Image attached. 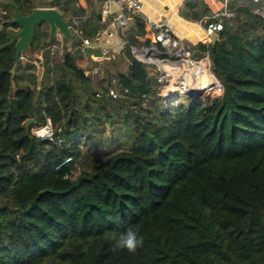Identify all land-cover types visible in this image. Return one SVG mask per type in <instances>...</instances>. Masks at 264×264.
Listing matches in <instances>:
<instances>
[{
	"label": "trees",
	"instance_id": "1",
	"mask_svg": "<svg viewBox=\"0 0 264 264\" xmlns=\"http://www.w3.org/2000/svg\"><path fill=\"white\" fill-rule=\"evenodd\" d=\"M3 1L0 264H264V14L256 11L264 1L228 0L235 16L222 17L216 40L184 41L193 59L208 56L223 89L206 103L187 97L177 104L162 94L165 71L132 52L151 43L141 13L113 27L127 62L115 84L103 62L78 65L75 35L61 61L44 52L38 87L20 84L17 78L35 65L18 64L11 75L15 50L3 45L19 25L8 21L12 12ZM13 1L23 13L44 2ZM86 2L89 13L79 0L47 4L62 11L71 29L72 16L87 14L78 26L93 38L113 17L101 22L99 2ZM178 14L199 22L213 10L205 0H184ZM47 37V25H38L31 50L45 48ZM86 53L101 50L89 46ZM94 66L98 73H84ZM109 86L126 88V96H107ZM29 118L34 122L25 127ZM47 119L61 143L32 134ZM105 123L122 129L130 147L107 151L75 174L82 134ZM129 228L144 237L134 253L117 247Z\"/></svg>",
	"mask_w": 264,
	"mask_h": 264
},
{
	"label": "built area",
	"instance_id": "2",
	"mask_svg": "<svg viewBox=\"0 0 264 264\" xmlns=\"http://www.w3.org/2000/svg\"><path fill=\"white\" fill-rule=\"evenodd\" d=\"M101 1V11H100V19L101 21H105V19L109 16L110 11V3L114 2L118 8L119 12L115 19L111 22V27H120L123 25H126L128 21L131 18L132 14H143V0H100ZM254 2H260L264 0H253ZM228 0H222V6L220 9L213 12L210 16H203L200 21L198 22L201 24L204 38L203 42L210 43L212 42V36L215 35L218 37L219 32L222 29V17H228L233 18L235 16V12L233 10H230L227 6ZM261 9H264V6H262L260 9H256V11H260ZM2 13H6L5 10L2 11ZM73 22H76L73 18ZM144 22H145V29L146 34L145 36L151 40L150 45L144 46L141 48L133 47L132 51L134 49V55L139 57L138 59L146 60L144 58H141L138 55V52H142L144 55H152L155 57V60H157V57L161 54H166L167 56H170V59H177L179 56L183 55L182 59L187 60L188 65L190 67H194L198 64H200L202 61H205L206 63V69L208 73L212 74L210 72L209 68V59L208 56H205L203 59L195 60L193 59L189 52L185 51L184 44L182 40L176 36L170 25L169 21L167 19H157L155 17L144 15ZM71 26V25H70ZM72 31L74 34H76L80 38V43L75 47V49H78L81 51V53L85 52L86 48L89 46H94L97 42H99V38L96 37L94 40L89 39L88 37H84L81 35V30L75 27ZM109 36H111L113 33L111 31L105 32ZM161 45L165 48L164 51H161L158 49V46ZM65 41L60 33L57 32L55 37L50 41V43L46 46V49L49 51L50 55H58L59 57H62L65 51ZM178 48L177 51V58L174 55H170L172 53V50ZM105 53L106 50L103 49V52L101 55H90L89 58L92 61L96 62H102L105 59ZM26 57L23 55H20V61L24 60ZM40 58H37V60ZM162 59V60H167ZM159 64H161L160 61ZM150 61V60H149ZM180 61V60H178ZM144 62V61H143ZM176 62V61H175ZM99 67L94 66L92 70L84 72L86 75L89 73L96 74L98 73ZM213 75V74H212ZM214 77V76H213ZM215 78V77H214ZM159 79H164L166 81L165 74H161ZM118 78H116V81ZM216 83H220L215 78ZM107 96L112 98H124L127 93L126 88H118L116 86H109L107 91L105 92ZM103 92L101 90L98 91L97 96L102 95ZM31 132L36 137L49 141L54 144H59L62 142V138L56 134L55 129L49 119L46 120L44 124L34 126L31 129Z\"/></svg>",
	"mask_w": 264,
	"mask_h": 264
},
{
	"label": "rangeland",
	"instance_id": "3",
	"mask_svg": "<svg viewBox=\"0 0 264 264\" xmlns=\"http://www.w3.org/2000/svg\"><path fill=\"white\" fill-rule=\"evenodd\" d=\"M207 2L209 4L210 3L213 4V2H211L210 0H207ZM39 5L43 6V5H46V3L44 1V2L39 3ZM218 6L219 5L217 4V7ZM112 7L116 8V10L117 9L119 10L118 6L114 2L110 3V8H112ZM260 11H262L264 14V9H261ZM191 30L193 31V32L192 31L191 32L193 33L192 39L194 41L197 39H203L204 38L203 29H202V26L200 24H198L196 26H192ZM181 40L184 44V41L187 39L181 38ZM111 45L112 44H110L109 46L106 47L107 52H106V56H105V62H104L105 64L104 65L106 67L105 69L109 70V72H110L109 74L112 77V82H113V84H115L118 71H126L127 62H126V60L124 61V59H122L120 57L118 50H115ZM66 48H69V47H66ZM177 51H178V48L173 49L172 53H170V55L176 56ZM182 56L183 55L179 56L178 58L176 56L177 59H170V56H167L166 54H161L157 57V60H162V59L168 58L167 61L175 63V61L181 60ZM135 57L139 58L137 56H135ZM148 58L150 60H155V57H153L152 55L148 56ZM56 61L57 62L59 61L58 55L56 56L55 59L52 60L53 63H57ZM162 61L164 62L165 60H162ZM162 61H160L161 64H158L157 66L161 67L165 71L164 74L166 77V81L164 83V90L162 91V94L164 96H166L165 95L166 89H168L170 82L172 81V75L167 70V68L162 64L163 63ZM77 63L81 67L82 66L86 67V66H89L91 64V62L88 61L87 59H85L83 56L78 57ZM31 70L35 71L34 73L31 72V74L33 75L32 77L35 79L36 83L35 84L31 83V81L29 80L28 77H27L28 78L27 80H24V83H29L32 86L35 85L36 87H38L40 85L41 80H42L43 72L41 70H39V68H36V67L32 68ZM152 73H153V75L155 74L154 70L152 71ZM99 77H100L99 75H95L94 76L95 81ZM80 88L81 87H79V85H78L79 91H81ZM178 93L176 94L177 96H173V97H176V98H174L175 99L174 104H177L179 102H185L188 99L187 97H189L190 99H196L198 101H202V102L206 103L208 98L219 95L221 93V88L210 91V92L201 91L200 93H198L195 96H188L185 91L178 92ZM166 97H168V96H166ZM168 98H170V97H168ZM121 131H122V129H120L115 124H108V123H105L101 126H98L93 132L85 131L82 134L81 139L79 141V144L81 147V155L76 162V168L74 171L75 174H78L82 170L89 168V166L92 163L97 162L100 158L105 156L107 151H111L113 149L129 148L130 144L128 143L127 138L125 137V135Z\"/></svg>",
	"mask_w": 264,
	"mask_h": 264
},
{
	"label": "crops",
	"instance_id": "4",
	"mask_svg": "<svg viewBox=\"0 0 264 264\" xmlns=\"http://www.w3.org/2000/svg\"><path fill=\"white\" fill-rule=\"evenodd\" d=\"M44 1H45L46 5H43V6H50L47 4L48 0H44ZM97 1L99 2L96 6V9H98V12H97V14H98L101 11V1L100 0H97ZM183 1L184 0H143V15L146 14V15L155 17L157 19L158 18L159 19H167L169 21V25H170L173 33L176 36H178L180 39L184 38V39H187L193 43H195L197 41H203V39H197L195 41L192 39L193 38L192 37L193 31L191 30L192 26H196L199 23L188 21V20L182 18L181 16H179L178 10L181 7V5L183 4ZM210 1L213 2L214 5L212 3L209 4L207 2V0H205V2L208 4L209 7H211L213 12L221 8L222 0H210ZM79 4L81 6H83L84 8H87V13H89L90 9L88 7L86 0H79ZM217 4L219 5L218 7H217ZM38 6H40V5H38ZM2 11H3V7L0 5V12H2ZM118 12H119L118 9L116 10V8H114V7L110 8L109 17H113V19H115ZM86 15L87 14L71 17L72 22H73V18L75 19L76 22H73V23H74V25H77L76 27L78 29H80L78 25H80V23L85 20ZM100 21H101V19H100ZM129 21H128V23H129ZM101 22H103V21H101ZM74 28H72V31H74L73 30ZM109 31H111L113 33L111 36H109L108 34L105 33V32H109ZM73 35L77 36L74 33H73ZM81 35H82V30H81ZM203 35H204V33H203ZM84 37H86V36H84ZM96 37L99 38V42H97L94 46H97L98 48H100L101 53L99 55L102 54L103 49H105L107 52L106 47L109 46L110 44H112L111 46L115 50H118V52L122 48L123 40L117 35V31L111 26H108L105 30L100 31L95 37L89 38V39L94 40ZM65 48H66V46H65ZM46 50H47L46 47L45 48H38L37 47L33 51L31 50V54L33 57L40 58L38 60H33V63L35 65V67L39 68V70H41L42 72H43V57H44V52ZM91 55H94V54H91ZM56 56L57 55H50V53H49V59L51 60V62L53 59L56 58ZM82 56L85 59H87L88 61L92 62V60H90V58H89L90 55H88L86 53V50H85V52L82 53ZM105 56H106V53H105ZM61 59H62V57H59L60 61H61ZM27 61H29V60L27 58H25L24 60H21L19 64H21L22 67H24L25 65H27ZM102 62L104 63L105 60H103ZM86 67H88V66H86ZM89 70H90L89 68H86L85 72L89 71ZM31 72L34 73L35 71L34 70H24L22 72V76L20 78H17V82H19L20 84H23L24 80L28 79L27 75Z\"/></svg>",
	"mask_w": 264,
	"mask_h": 264
},
{
	"label": "water",
	"instance_id": "5",
	"mask_svg": "<svg viewBox=\"0 0 264 264\" xmlns=\"http://www.w3.org/2000/svg\"><path fill=\"white\" fill-rule=\"evenodd\" d=\"M4 5L11 8L12 18L8 21L11 23H16L19 25V28L15 31L10 32V39L3 46L13 45L15 50L14 63L10 69L12 76L15 75V70L17 65L20 63V55H23L28 60H37L31 54L30 43L34 35L35 28L38 25L46 24L48 27V37L46 43H49L55 35L60 33L65 41L66 47H71L74 41L73 32L70 26V21L63 15L62 11L55 6H37L33 11L29 13H23L19 6L13 0H4ZM97 17L100 18V13L97 14ZM216 36H212V42L216 40ZM136 49V48H135ZM134 54V49H133ZM148 63H153L158 65L159 61L157 60H141ZM12 86H15V82L12 81ZM221 91L223 89L220 84ZM188 96H195L198 93H193L185 91ZM177 96V95H175ZM176 97H172L174 99ZM34 122L33 118L27 119L25 122V127H28L31 123Z\"/></svg>",
	"mask_w": 264,
	"mask_h": 264
},
{
	"label": "bare ground",
	"instance_id": "6",
	"mask_svg": "<svg viewBox=\"0 0 264 264\" xmlns=\"http://www.w3.org/2000/svg\"><path fill=\"white\" fill-rule=\"evenodd\" d=\"M138 55H141V58L150 60L148 58L149 55H144L142 52H138ZM162 64L172 75V81L168 89H166L165 94L170 98L182 91L200 93L201 91L210 92L221 88L216 83L213 75L208 73L205 61L194 67H190L185 59L176 61L175 63L165 60Z\"/></svg>",
	"mask_w": 264,
	"mask_h": 264
},
{
	"label": "clouds",
	"instance_id": "7",
	"mask_svg": "<svg viewBox=\"0 0 264 264\" xmlns=\"http://www.w3.org/2000/svg\"><path fill=\"white\" fill-rule=\"evenodd\" d=\"M143 243L144 237L137 231L129 228L119 235L117 247L134 253L139 247L143 246Z\"/></svg>",
	"mask_w": 264,
	"mask_h": 264
}]
</instances>
